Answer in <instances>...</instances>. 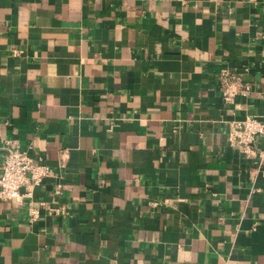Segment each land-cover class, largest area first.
Wrapping results in <instances>:
<instances>
[{
  "label": "crops",
  "instance_id": "crops-1",
  "mask_svg": "<svg viewBox=\"0 0 264 264\" xmlns=\"http://www.w3.org/2000/svg\"><path fill=\"white\" fill-rule=\"evenodd\" d=\"M244 116L264 0H0V164L9 140L52 172L0 199V264H264V139L226 140Z\"/></svg>",
  "mask_w": 264,
  "mask_h": 264
},
{
  "label": "built area",
  "instance_id": "built-area-1",
  "mask_svg": "<svg viewBox=\"0 0 264 264\" xmlns=\"http://www.w3.org/2000/svg\"><path fill=\"white\" fill-rule=\"evenodd\" d=\"M221 74L227 75L226 73ZM248 91V85H242L235 79L226 82L220 88L221 99L224 102H229L236 94L245 96ZM256 137L264 139V120L254 116H244L228 123L227 142L240 147L242 152L248 156L260 158L261 153L255 152L252 148ZM51 174V169L47 164L34 161L17 144L9 140L5 141L0 164V199H13L18 204L26 202L30 205L33 187ZM62 209L63 206L46 207V211L51 214H58ZM36 215V210L29 207V219H33Z\"/></svg>",
  "mask_w": 264,
  "mask_h": 264
}]
</instances>
